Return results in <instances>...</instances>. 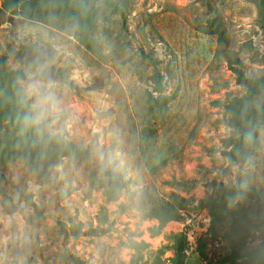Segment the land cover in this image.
I'll list each match as a JSON object with an SVG mask.
<instances>
[{"label": "rangeland", "instance_id": "374dc122", "mask_svg": "<svg viewBox=\"0 0 264 264\" xmlns=\"http://www.w3.org/2000/svg\"><path fill=\"white\" fill-rule=\"evenodd\" d=\"M36 1L42 14L29 20L3 12L0 0V57L34 49L7 60L25 78L0 84L1 98L9 97L0 115L17 110L18 94L39 80L59 110L34 137L61 133L90 155L62 158L42 182L24 164L25 147L0 143V264H73L71 256L85 264H171L179 238L186 264H216L231 251L242 256L264 244V126L247 166L229 163L221 143L233 134L225 105L246 93L229 60L237 59L249 78L264 76L258 1L83 0L97 10L92 51L77 42L70 21L51 14L57 0ZM146 56L159 62L163 76L168 103L162 118L147 109L152 67ZM263 103L264 92L250 105ZM25 107L30 112L31 101ZM12 133L32 137L0 119V139ZM107 170L129 180L115 202L102 193ZM213 181L247 192L215 240L207 233L206 211L183 213L181 222L164 227L143 217L141 203L171 193L196 206L211 196ZM71 221L101 234L67 236L62 227ZM200 238L205 260L196 252ZM133 243L144 245L141 259Z\"/></svg>", "mask_w": 264, "mask_h": 264}, {"label": "trees", "instance_id": "16d2710c", "mask_svg": "<svg viewBox=\"0 0 264 264\" xmlns=\"http://www.w3.org/2000/svg\"><path fill=\"white\" fill-rule=\"evenodd\" d=\"M260 6L261 28L264 33V0H257ZM118 7L114 9L118 11ZM1 10L12 15L21 16L29 20H37L42 14L39 4L36 0H2ZM51 14L59 19L70 21L74 27V36L77 42L88 51L94 48L93 32L96 26L97 10L94 6H88L83 0H57L51 7ZM40 18V17H39ZM34 49L33 47L23 46L11 52L10 55L0 57V84H12L14 78L24 79L25 75L21 71L11 69L6 65L8 59L19 60L20 56H27ZM146 58L152 67L150 81L152 83V93L147 99V109L155 118H162L166 114V104L168 97L164 95L165 84L163 76L159 70V62L149 56ZM229 68L236 77V84L244 88L246 92L243 97L235 98L225 105L230 119L228 127L232 129L233 134L221 141L224 151L222 155L229 163L240 166L249 165L257 150L259 144V132L264 126V103L253 107L251 101L264 92V76L258 78H249L245 75L241 63L237 59L229 60ZM57 76L61 77L59 73ZM0 94V98H1ZM9 97H3L0 104L4 107L8 105ZM28 113L24 104L18 103V109L8 112L10 115H0L1 120L10 119L17 129H22V117ZM38 127H29L26 136H32L30 141H25L24 137L12 133L0 139L1 146L25 147L24 164L31 174L38 180L45 182L48 179L50 167L62 158H69L74 161L87 160L90 155L88 148L78 144L71 143L65 136L59 133L56 136L39 135L34 137ZM142 143L146 144L143 138ZM143 149V148H142ZM165 162L159 164L162 168ZM105 182L102 185L103 196L107 202H115L119 199L121 190L125 189L129 183L128 179L116 176L112 171H104ZM95 175L90 176V184H95ZM212 188V194L209 198L200 199L197 205L193 202L171 193L167 198L151 199L148 202L141 203V212L143 217L157 221L159 227H164L169 222H181L183 213L192 211H206L210 219L207 233L212 239L218 237V230L228 218L233 215L235 202L247 192L239 186H227L222 182L213 181L209 185ZM63 233L67 236L78 238L84 235L95 236L101 233L94 230L82 231L71 221L68 229L62 227ZM136 255L141 259V251L144 245L133 243L132 247ZM205 243L200 238L197 241L196 252L201 260L206 259ZM73 264H85L80 258L71 256ZM239 262V260H241ZM264 264V244H260L253 252H247L244 255H238L237 252L230 253L219 258L216 264ZM133 264V263H132ZM171 264H186V245L181 238L177 240L175 247V256Z\"/></svg>", "mask_w": 264, "mask_h": 264}, {"label": "clouds", "instance_id": "9594fccd", "mask_svg": "<svg viewBox=\"0 0 264 264\" xmlns=\"http://www.w3.org/2000/svg\"><path fill=\"white\" fill-rule=\"evenodd\" d=\"M21 104L28 105L31 101V111L22 117V131L29 127H39L43 123L54 120L58 114L59 102L49 88L39 80H32L18 94Z\"/></svg>", "mask_w": 264, "mask_h": 264}]
</instances>
